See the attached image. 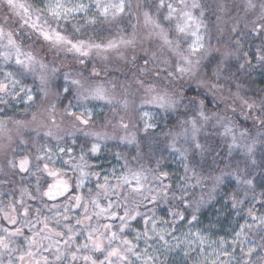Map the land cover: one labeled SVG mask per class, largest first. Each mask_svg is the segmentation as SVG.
Returning <instances> with one entry per match:
<instances>
[{
    "label": "clouds",
    "instance_id": "clouds-1",
    "mask_svg": "<svg viewBox=\"0 0 264 264\" xmlns=\"http://www.w3.org/2000/svg\"><path fill=\"white\" fill-rule=\"evenodd\" d=\"M0 264H264V0H0Z\"/></svg>",
    "mask_w": 264,
    "mask_h": 264
}]
</instances>
